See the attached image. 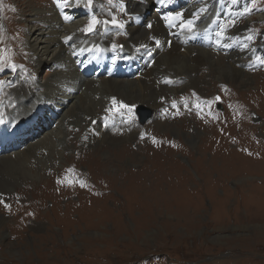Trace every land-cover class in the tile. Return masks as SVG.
<instances>
[{"label": "rangeland", "instance_id": "obj_1", "mask_svg": "<svg viewBox=\"0 0 264 264\" xmlns=\"http://www.w3.org/2000/svg\"><path fill=\"white\" fill-rule=\"evenodd\" d=\"M0 1V27L3 23L8 26L5 34L0 32V79L13 72L14 78L19 73H24L14 83L10 84L9 79L7 88L3 89L5 92H0V100H4L28 80H33L38 86L47 79L45 71L34 75L32 67L35 61L29 65L21 63L28 62V56L22 47L24 40L20 35L19 23H22L28 12L18 11L16 5L22 7L30 0ZM130 1L91 0V6H88V0L84 2L83 18L89 21L91 17L92 21V16H95L101 21L100 18L104 17L110 20L107 25H111L113 13L124 11L120 7V2H123L127 4V10L121 19L137 16L136 22L141 27L148 28L157 5L153 4L152 8L147 9L144 3L130 6ZM40 2L44 7L50 2L56 7L52 0ZM217 2L219 0L201 10L197 26L203 36H196L198 41L207 38L209 29L206 27L217 18L216 11L220 8ZM189 3V0H176L167 10L178 11ZM243 5L241 14H224L222 26L226 32L237 30L249 33V42L254 47L264 41V17L259 20L264 15V0H243ZM83 25L79 27V32L87 42L98 41L103 29L95 27L92 32H88ZM119 25L124 26L125 23L108 26L104 30L109 35H123L124 31ZM77 42L75 38L73 44ZM120 45L123 47L122 43ZM68 47L72 48V44ZM196 47L200 50L213 48L212 44L203 46V43L196 44ZM159 50L163 51V47ZM255 50L244 56L247 73L253 74L255 78L246 76L237 81L231 76L223 75L221 79L225 82L218 83L216 88L210 89L211 92L203 85L197 87V92L205 100H223L216 111L217 120L204 122L190 111L176 115L170 113L169 104L163 108L169 113L168 117L162 115V109L152 118L153 112L147 106L136 107L137 112L143 108L151 113L147 123L143 124L138 117L134 119L135 122L139 120V127L149 125L155 128L158 123L164 122L166 130L162 133L169 137L162 141L153 134L141 136V142H150V145L145 144L149 147L148 151H135L139 142L128 145L130 150L134 148V151L131 150L134 157L146 159L145 167L128 164L119 169L118 164H110L108 168V161L105 164L103 162L104 155L107 154L105 151H108L105 147V151L99 152L101 156L97 161L108 170V174H104L101 168H95L98 163H95L94 157H89L95 151L94 146L78 151L73 143H65L64 146L68 148L65 149L66 155L62 151L55 152L47 169L43 163L33 167V173L38 179L29 180L25 196L16 194L24 186L10 184L7 181V170L0 169V201L11 206L9 209L0 203V264H264V237L258 239L253 233L264 229V57ZM219 52L220 50L217 53ZM110 55L117 56L119 61L121 58L131 57L130 52L120 56V50L115 49L104 54L105 57ZM146 57L147 54L143 53L137 61H120L123 65H132L136 69L132 75L122 77L126 79V83L141 84L147 89L155 84L154 68L158 60L154 58L157 56L154 54L144 64ZM212 57L207 59L202 54L195 57L196 64L204 65V76L208 75L211 68H217L213 65ZM13 64L19 66V69L11 67ZM223 67L222 62L219 69L223 70ZM98 70L96 69L97 72ZM105 71L107 73L102 75L103 83L107 84L109 78L115 77L109 76L108 69ZM218 76V73L214 74L213 82L217 81ZM186 83L189 84L185 81L174 88L183 92L181 97L172 96L171 99L181 100L188 96L189 93L183 89L184 85L187 86ZM197 88L190 91V95L200 98L195 94ZM235 104L238 105L237 108L234 107ZM32 107L28 116L18 120L5 118L8 114L0 112V120L8 119V126H18V132L11 139H4L0 130V152L8 148V152H30L36 158L37 152L30 150V147L48 137L62 120V114L58 113L56 105L47 107L35 103ZM196 119L197 124L191 122L192 127L185 132L186 135H177L168 127L180 120ZM98 122L99 119L95 124ZM129 123H122L119 129H124L125 133L140 129L136 124L131 127L132 121ZM112 127L105 131L108 134L104 140L112 141L118 137V126ZM221 128L229 132L224 134ZM94 129L93 133H97ZM191 131L194 136L189 141L188 134ZM179 141L187 145L188 150H179L174 143ZM46 143L49 142L44 144ZM164 158H168L173 167L164 162ZM69 172L75 173L73 177L83 179L82 184L85 185L77 186L68 181L58 183L59 176H70ZM120 172H127L128 177L118 182L116 178ZM39 185L45 188L44 196L35 192ZM10 189L14 192L11 193ZM104 206L109 210L105 214L99 215L94 211L95 207L99 209ZM67 207L70 209L68 212ZM82 211L84 212L81 213ZM235 235L240 236V239L245 237L246 240H227V236L232 238ZM222 236L226 238H221Z\"/></svg>", "mask_w": 264, "mask_h": 264}, {"label": "bare ground", "instance_id": "obj_2", "mask_svg": "<svg viewBox=\"0 0 264 264\" xmlns=\"http://www.w3.org/2000/svg\"><path fill=\"white\" fill-rule=\"evenodd\" d=\"M86 1L88 0H60V8H58V6L54 7L51 5L52 2L44 7L40 0H30L28 3H24L22 7H18L16 5V9L18 11L28 12V14L24 15L22 23H19V27L21 28L20 35L24 40L22 47L25 52H27L28 56V62L21 63L29 65L32 61H35L32 67L34 75L45 71V79L47 80H45L44 83L41 82L38 86L34 84L33 80H28L26 84L18 87L11 97L0 100V112L5 111L6 114H8L5 118H17L18 120L22 117L28 116L33 109L32 105L39 103L47 107L56 105L55 108L59 110L58 113L62 114V120L60 119L61 121H57L58 124H56L55 129L47 135L48 137L46 136L47 138L44 139L43 142H39L37 144L35 143L30 147V150L37 152L36 158H33L34 155L32 157L30 152H8V148L0 152V169L7 170V181L10 184H22V186H24V189H19L16 192V194L21 196H25L26 192H28L26 186L29 180L38 179V177L33 173V171H35L33 167H37L39 163H43L46 164L44 167L47 169L50 164L48 162L51 161L55 152L62 151V153L66 155L67 153L65 149L68 148L64 146L65 143H73L75 150L78 151L88 150L89 147L94 146L95 151H92L89 157L93 156L95 163H98L97 161L101 156L99 152H102L104 148L107 147L108 151H104L107 152L108 155H104L103 162L105 164V161H108V168L110 164H118L119 169H122L124 165L128 164L145 167L147 165L146 159L134 157L131 152V150L134 151V148L130 150L128 145L139 142L135 151L141 149L142 152L143 150H149V147L145 144L150 145V142H141V136L153 134L162 141L168 140V135L162 133L166 130L164 128L166 127V124L164 122H160L155 128H151L149 125L142 128L138 125L140 124L139 120L136 122L133 120L132 123L130 122L131 127H133V124H136L140 129L135 132L127 131L125 133L123 131L124 129H119V126L125 122L123 119L115 116L113 125L106 126V118L108 117L113 119L111 114L115 115V111L117 110L113 108L114 104L120 105L122 102L132 108L138 107L139 105L147 106L153 112L152 118H155L159 114V111L169 104L172 96H180L182 91L177 89L179 84L188 81L189 84L186 83L187 86L184 87V85L183 89L189 93L187 99L190 100L194 98L190 95V91L195 90V88L199 85L205 86L204 88L206 90L216 88L218 83L225 82V80L221 79V76L223 77V75L231 76L237 81L239 79L246 78V76H250V79L251 76L252 78H255L253 77V74L249 75L247 73L248 70L245 66L246 63L244 56L252 53L256 49L255 51H259L264 57L263 40L258 45L253 47L249 42V33L238 32L237 30L226 32L223 29L222 25L224 23V14H241L240 9L244 6L243 0H231L230 2H226V0H219V3L217 2L220 6V8L216 11L217 18L206 27L208 28L210 26L211 29L209 30L207 38L203 39V41H198L196 39L195 33L197 31H201V29L197 26V23L201 18L200 13L202 8L210 5L215 0H189L190 3L188 5H184L181 10L178 11L167 10V8L176 0H131L130 6H136L138 3H144L147 6V9H150L153 4L157 5L156 9L153 11V16L151 17L152 19L148 23V28L141 27L136 22L137 20L134 17H127L124 18V20L121 19L122 15H124V11H118V13H113L114 18L112 16V21L115 20L118 24L123 22L125 23L122 27L124 34L109 35L104 28L111 25L103 23V19H106V21L110 20L101 17V23L95 27L103 29V32L100 34L98 41L94 43H88L85 37L79 32V27H81V25H83L82 23L86 21V19L83 18L85 13L84 2ZM1 2L2 1H0V3ZM160 11H164L165 13H160ZM161 15L167 18L168 27H166L161 21ZM116 16H119V18ZM262 17H264V15H261L259 20L262 19ZM90 23L91 17L89 21L84 22L83 27L85 30L88 28ZM149 25H151V27H149ZM203 32H205V30H203ZM75 38H77L78 42L73 44ZM116 41L118 44H115ZM158 42H161V46H158ZM121 43L123 44V47H121ZM200 43H203V46L212 44L213 48L212 50H200V48L196 47V44ZM69 44H72V48L68 47ZM113 45H116V47L114 48ZM160 47H163V51L159 50ZM95 49L97 52L103 50L104 54H108L114 49L118 51L120 50V56L130 52L131 57L126 59L121 58L120 61L131 62L135 60L137 61L138 57L144 53L147 54L144 64H147L150 61L148 58L149 53L155 51L157 57L154 58V60H158L156 67L154 68L155 84L147 89L146 86L141 84L131 82L126 83V79L122 77L109 78L108 83L106 84L103 83V74L100 76L98 75L99 70L98 72L96 71V73H94L90 78L85 74H81L80 68L77 67V63L82 61L81 57L85 52L89 51L92 53ZM182 49H185L186 51H183ZM218 50H220L219 53H217ZM200 54L205 56L207 59H210V57L213 56V65L217 67L215 69L211 68L207 76L203 75L202 68H204V65L200 66L194 61L195 57H199ZM83 60H86V58ZM222 62L224 63L223 70L222 68L219 69ZM215 73H218L219 76L216 77L217 81L213 82ZM22 74L24 73L21 72L15 78L12 77L10 84L14 83L16 81L15 79L18 76L20 78ZM175 87L177 88L174 89ZM198 89L199 88L195 91V94L200 96V99L203 100V96L197 92ZM38 90L40 92H38ZM4 92V90L1 91V93ZM160 100H163V102ZM237 106L238 105L236 104L234 105L236 108ZM150 118L151 113L148 119L150 120ZM98 119L99 122L95 124V121ZM148 119H146L143 124L147 123L149 121ZM9 121L8 119H6V121L0 120V123ZM191 122H195L197 124V119L195 121L180 120L178 123L169 124L168 127H170L171 131L177 135H186L185 132H187L191 126ZM117 126L118 129H116V131L119 132V135H117L118 137L112 139V141L104 140V138L107 137L106 134H108H105V131H108L111 127L117 128ZM92 129H94L97 133H93ZM150 131H153V133ZM221 132L227 134L229 131H225L221 128ZM76 135L78 136L75 137ZM101 135L104 136L100 138ZM193 136L194 134L191 131V133L188 134V140L190 141ZM46 141L49 143L44 144ZM249 141L251 140L249 139ZM226 142L231 143L232 141ZM163 143L162 147L164 148ZM174 143L178 146L179 150H188L187 145H185L182 141ZM45 152H48L47 156L45 155ZM251 152L253 151H250V153ZM146 154L150 153L146 152ZM164 159L166 160L164 162H167V164L170 165L171 161L168 158ZM66 161L68 162V160ZM104 164L98 163L95 168H101V171L104 174H108V170L105 169ZM167 164L165 166H167ZM170 166L173 167L172 165ZM126 173L127 172H122L118 175V178H116L118 179V182L127 179L128 176ZM102 177H104V175ZM111 177L114 179V176ZM89 181H91V179ZM35 190L37 194H41L43 196L45 195V188L43 185L37 186ZM9 191L11 193L14 192L13 189H10ZM88 192L90 193V191ZM83 208L84 207H82V209ZM68 210H70L69 207H67V212ZM95 210L99 215L105 214L109 211L106 206L99 209L95 207L94 211ZM90 211L93 212L92 210ZM83 212L84 211L81 213ZM253 233L255 237H259L258 239L264 237V229ZM221 238L226 237L222 236ZM228 238H230V236H227V240H230L229 242H231L232 239H240V236L235 235L230 239ZM240 240H246V238L242 237Z\"/></svg>", "mask_w": 264, "mask_h": 264}, {"label": "snow or ice", "instance_id": "obj_3", "mask_svg": "<svg viewBox=\"0 0 264 264\" xmlns=\"http://www.w3.org/2000/svg\"><path fill=\"white\" fill-rule=\"evenodd\" d=\"M61 6H66V5H61ZM88 6H91V0H89V4H88ZM166 19H167V18H166ZM98 23H101V21L97 20V18L94 16V17L92 18V21H91V23L89 24L88 28L86 29V31H88V32H92V31L95 29V26H96ZM103 23H108V21H104ZM112 23H113V24H116L117 21L113 20ZM119 26H120V27H123V25H119ZM149 27H151V25H149ZM113 47L115 48L116 45H113ZM11 67L14 68L15 66H14V65H11ZM217 99H219V97H217ZM122 107H128V106H127V105H122ZM153 142L156 143V141H155L154 138H153ZM81 186H84V185L82 184ZM0 203H3V204H4V207H6V208H9V209H10V207H11L9 204H7V203L4 202V201H0Z\"/></svg>", "mask_w": 264, "mask_h": 264}, {"label": "water", "instance_id": "obj_4", "mask_svg": "<svg viewBox=\"0 0 264 264\" xmlns=\"http://www.w3.org/2000/svg\"><path fill=\"white\" fill-rule=\"evenodd\" d=\"M145 112H147V110H145V109H143V108H140V113L143 114V116H142V119H143V120H145L146 117H147V115H148V114H146Z\"/></svg>", "mask_w": 264, "mask_h": 264}, {"label": "built area", "instance_id": "obj_5", "mask_svg": "<svg viewBox=\"0 0 264 264\" xmlns=\"http://www.w3.org/2000/svg\"><path fill=\"white\" fill-rule=\"evenodd\" d=\"M3 18V17H2ZM231 107V106H230ZM193 113V112H192ZM163 115V114H162ZM164 116V115H163ZM203 120V119H202ZM204 121V120H203ZM205 122V121H204ZM61 184H63V183H61Z\"/></svg>", "mask_w": 264, "mask_h": 264}]
</instances>
